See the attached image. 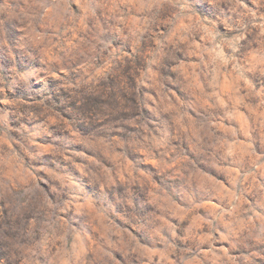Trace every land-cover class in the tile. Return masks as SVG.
<instances>
[{
	"label": "clouds",
	"instance_id": "1",
	"mask_svg": "<svg viewBox=\"0 0 264 264\" xmlns=\"http://www.w3.org/2000/svg\"><path fill=\"white\" fill-rule=\"evenodd\" d=\"M0 264H264V0H0Z\"/></svg>",
	"mask_w": 264,
	"mask_h": 264
}]
</instances>
